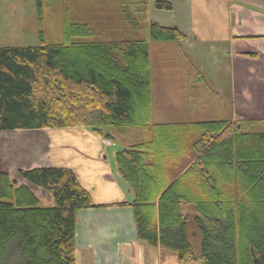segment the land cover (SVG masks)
<instances>
[{
	"label": "trees",
	"instance_id": "16d2710c",
	"mask_svg": "<svg viewBox=\"0 0 264 264\" xmlns=\"http://www.w3.org/2000/svg\"><path fill=\"white\" fill-rule=\"evenodd\" d=\"M144 29V38L89 40L69 22L61 43L40 35L37 45L0 46V131L84 127L108 137L107 126L140 127L149 138L114 156L134 198L113 205L131 207L137 238L180 263L264 264V120L153 122L148 42L185 36L152 21ZM18 175L53 203L0 170V264H12L11 248L19 264H75L77 213L98 205L69 168Z\"/></svg>",
	"mask_w": 264,
	"mask_h": 264
},
{
	"label": "crops",
	"instance_id": "0c3cea01",
	"mask_svg": "<svg viewBox=\"0 0 264 264\" xmlns=\"http://www.w3.org/2000/svg\"><path fill=\"white\" fill-rule=\"evenodd\" d=\"M186 1L181 0L183 6L180 11L181 14L188 15L186 17L191 16L190 19L184 18L185 23L183 19L180 26L171 21V25L173 24L174 28L185 36L182 41L208 40L224 43L228 48L226 53L231 84L230 118L218 120L231 122L235 117L264 120V0H228L233 10V6H236L235 11L238 10L239 13L248 11L245 15L249 16V22L242 24L236 23L235 15L229 9L218 8L217 14L213 15L207 8L204 9L205 3L202 0ZM154 3L155 0H141L136 11L143 15L150 8L155 9ZM171 5L172 10L167 11L169 13L178 9L172 2ZM210 17L213 18L207 20ZM155 23L160 25L158 22ZM134 25H137L136 20ZM149 42L151 64L150 48L152 45L158 46L156 43L162 41L149 40ZM158 48L165 47L158 46ZM178 81L180 80L171 83L167 81L166 76L151 78L152 120L154 114L162 118L153 122L214 120L193 118L196 109L188 110L186 106L178 105L176 100L174 103L169 100L171 95L177 98L184 96L182 91L186 90V86L179 84ZM216 94L220 93L216 92ZM194 95L196 96V93ZM38 131H47L49 139L44 143L46 148L38 141V167L61 166L71 169L81 187L90 195L92 203L98 205L82 209L77 213L74 237L75 264H200L180 263L176 253L159 245L150 246L138 239L131 207L113 205L122 202L130 204L134 198L127 181L117 170L115 153L140 139L149 138L148 132L133 134L123 131L121 140L112 129L108 128L103 129L108 137L95 134L84 127L42 128ZM80 137L82 141L79 140ZM116 140L122 141L117 151L112 148ZM7 173L10 175L9 172ZM16 181L28 185L21 178ZM28 187L34 193V185L32 188ZM37 197L40 205L53 203L51 196L40 188Z\"/></svg>",
	"mask_w": 264,
	"mask_h": 264
},
{
	"label": "rangeland",
	"instance_id": "374dc122",
	"mask_svg": "<svg viewBox=\"0 0 264 264\" xmlns=\"http://www.w3.org/2000/svg\"><path fill=\"white\" fill-rule=\"evenodd\" d=\"M164 1L170 4L172 2L178 9L169 13L150 8L148 12L141 15L136 11L141 0H40L41 16L39 17L36 0H0V46L37 45L40 35L47 42L61 43L66 40L64 30L69 22L83 25L89 33V40H113L144 38L146 36L144 23L147 21L174 27L171 21L180 26L184 18L190 19L191 16L186 17L188 15L181 14L180 9L183 6L181 0ZM202 1L205 3L204 9L207 8L213 15L217 14V9L220 8L232 11L238 24L245 23L249 19V16L245 15L248 11L239 13L238 10L235 11L236 6H233V10L228 0ZM145 10H147L146 5ZM124 11H127L129 18L135 19L139 26L126 20ZM156 44L165 48H158L154 45L150 48L152 53L151 78L166 76L167 81L177 83L179 79V84L186 86V90L182 91L183 97L177 98L171 95L169 100L173 103L176 100L178 105L186 106L188 110L196 109L193 118L229 119L231 84L227 46L224 43L219 44L208 40L162 41ZM237 118L239 117H235L234 120ZM160 119L162 118L158 114H154L155 121ZM105 128L112 129L118 138L122 136L123 131L133 132V134L147 133L138 126L124 129H117L114 126ZM47 136V131H38V129L0 131V169L9 172V177L16 181L20 178L18 170L38 167V141L42 142L41 144L46 148L44 143L49 141ZM79 140L83 139L80 137ZM120 142L122 141L116 140L114 143L112 148L115 151L119 149ZM44 154L47 157L46 151ZM222 160L225 161L224 155H222ZM27 184L33 187L32 184ZM33 188L38 196V187ZM19 259L20 255L14 248H11V253L8 259L6 258L7 263L9 261L12 264H19Z\"/></svg>",
	"mask_w": 264,
	"mask_h": 264
},
{
	"label": "water",
	"instance_id": "95a60500",
	"mask_svg": "<svg viewBox=\"0 0 264 264\" xmlns=\"http://www.w3.org/2000/svg\"><path fill=\"white\" fill-rule=\"evenodd\" d=\"M13 182H15V179H13Z\"/></svg>",
	"mask_w": 264,
	"mask_h": 264
}]
</instances>
